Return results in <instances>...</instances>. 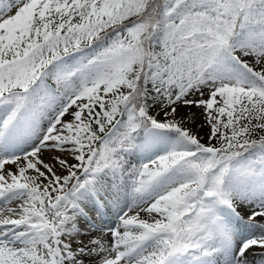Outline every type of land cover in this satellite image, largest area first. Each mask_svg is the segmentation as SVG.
Segmentation results:
<instances>
[{"label":"snow or ice","instance_id":"snow-or-ice-1","mask_svg":"<svg viewBox=\"0 0 264 264\" xmlns=\"http://www.w3.org/2000/svg\"><path fill=\"white\" fill-rule=\"evenodd\" d=\"M0 264H264V0H0Z\"/></svg>","mask_w":264,"mask_h":264},{"label":"rangeland","instance_id":"rangeland-1","mask_svg":"<svg viewBox=\"0 0 264 264\" xmlns=\"http://www.w3.org/2000/svg\"><path fill=\"white\" fill-rule=\"evenodd\" d=\"M202 134V133H201Z\"/></svg>","mask_w":264,"mask_h":264}]
</instances>
